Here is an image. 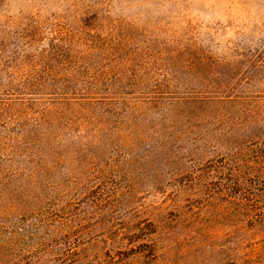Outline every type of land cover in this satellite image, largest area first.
Masks as SVG:
<instances>
[{
    "label": "rangeland",
    "instance_id": "obj_1",
    "mask_svg": "<svg viewBox=\"0 0 264 264\" xmlns=\"http://www.w3.org/2000/svg\"><path fill=\"white\" fill-rule=\"evenodd\" d=\"M11 74L18 152L37 155L36 194L14 198L65 212L82 248L62 264L264 258L245 200L263 192L264 0H0V88Z\"/></svg>",
    "mask_w": 264,
    "mask_h": 264
},
{
    "label": "trees",
    "instance_id": "obj_2",
    "mask_svg": "<svg viewBox=\"0 0 264 264\" xmlns=\"http://www.w3.org/2000/svg\"><path fill=\"white\" fill-rule=\"evenodd\" d=\"M14 77L13 74L7 75L5 79L10 83L9 86L5 84L7 86L0 88V264H45L50 260H60L58 264H62L65 259L70 262L72 256L81 253L82 246L81 236L71 233L72 225L70 226L65 212L61 216L51 207L35 202L25 205L14 198L17 195L14 189L21 188L20 182L25 179V173L30 171L29 163L37 158L33 153L18 152L21 136L16 130L21 131L23 121L18 118L20 116L17 113L13 114L15 111L13 112L12 104L22 102L23 94L19 93V97L15 99L2 97L20 89L13 84ZM31 84L29 81L22 84V90L28 89L27 85ZM32 122L37 124L36 119ZM256 157L257 163L263 162L260 160L261 155L257 154ZM256 176L258 175L255 178ZM261 184V194L254 191L252 184L251 188L245 190V200L253 222H264V180H261ZM21 185V196L24 198L29 196L28 193L36 194V188ZM56 237L67 239L63 244L54 242L53 248L49 249L48 243H52ZM27 240L30 244L24 248L23 244ZM14 247L16 248L13 249ZM78 249L80 251L75 252ZM256 259L257 263L254 264H264V258Z\"/></svg>",
    "mask_w": 264,
    "mask_h": 264
}]
</instances>
